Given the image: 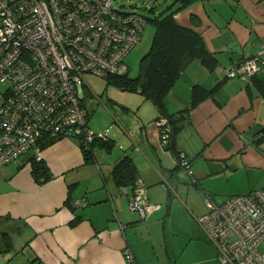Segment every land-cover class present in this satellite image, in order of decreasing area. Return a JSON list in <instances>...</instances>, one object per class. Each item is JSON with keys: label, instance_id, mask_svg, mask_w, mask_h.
<instances>
[{"label": "crops", "instance_id": "obj_1", "mask_svg": "<svg viewBox=\"0 0 264 264\" xmlns=\"http://www.w3.org/2000/svg\"><path fill=\"white\" fill-rule=\"evenodd\" d=\"M175 19L202 36L216 67L192 61L165 97L163 113L137 92L114 87L104 101L87 93L88 126L106 131L108 141H95L89 160L77 139L45 146L46 181L34 179L31 151L0 165V264H125V248L135 264H159L155 249H171L164 224L176 206L196 221L207 198L220 204L264 188V65L246 80L227 76L244 57L264 51V0H193ZM194 86L213 92L180 120L171 145L162 144L157 121L185 110ZM179 153L191 174L179 167ZM125 156L157 206L144 219L129 209L133 185L118 186L112 177ZM80 200L85 207L74 205ZM165 256L169 261L168 250Z\"/></svg>", "mask_w": 264, "mask_h": 264}, {"label": "built area", "instance_id": "obj_2", "mask_svg": "<svg viewBox=\"0 0 264 264\" xmlns=\"http://www.w3.org/2000/svg\"><path fill=\"white\" fill-rule=\"evenodd\" d=\"M145 26L140 14L116 9L113 0H0V165L30 151L40 159L38 142L45 138L77 139L84 149L108 141L106 131L88 126L85 100L93 90L87 78L124 74L125 58ZM262 54L244 57L227 76L255 75L264 65ZM157 125L162 144L168 145L166 119ZM178 164L191 174L183 153ZM205 206L196 221L220 264H264V188L220 204L207 198ZM156 208L137 178L129 209L144 219ZM123 257L125 264H135L129 248Z\"/></svg>", "mask_w": 264, "mask_h": 264}, {"label": "trees", "instance_id": "obj_3", "mask_svg": "<svg viewBox=\"0 0 264 264\" xmlns=\"http://www.w3.org/2000/svg\"><path fill=\"white\" fill-rule=\"evenodd\" d=\"M192 1L175 0L158 13L150 9V13L153 14L151 18L141 15L146 23L153 26V36L149 49L140 60L139 73L134 77L129 76L127 71L122 75H108L104 79L106 84L123 91L141 94L163 113L165 97L192 61L199 60L207 70H213L217 65V60L208 50L202 36L191 28L179 25L175 19V14ZM176 3L180 5L173 9ZM259 88L261 96L264 97V87ZM212 92L213 90L194 86L189 106L185 110L167 116L166 121L170 128L168 145H171L182 127L180 120L185 119L198 102L211 95ZM55 140L48 138L40 140L38 147L41 150ZM94 142L87 149L81 146L85 160L90 159ZM99 142L105 145L107 141ZM30 160L32 175L37 182L46 181L51 177L43 160L36 159L34 155ZM112 177L118 186L133 185L138 178L136 166L129 157L125 156L114 166Z\"/></svg>", "mask_w": 264, "mask_h": 264}, {"label": "rangeland", "instance_id": "obj_4", "mask_svg": "<svg viewBox=\"0 0 264 264\" xmlns=\"http://www.w3.org/2000/svg\"><path fill=\"white\" fill-rule=\"evenodd\" d=\"M174 1L113 0V6L124 12L134 11L144 17L151 18L153 14L150 13V9L158 13ZM152 35L153 26L146 23L140 40L125 58L129 76L134 77L139 73L140 60L149 49ZM93 77L89 76L87 82L93 91L97 94H103V101L106 100L110 97V92L114 89V86L105 84L106 82L103 79ZM87 107L90 111L93 109V98L87 102ZM91 118H93V112ZM193 217L184 206L182 208L176 206L170 221L168 223L165 221L166 242L170 244L171 249H155V253L159 255V264H220L217 249L209 242L202 228ZM168 230H172L174 233ZM165 250L169 251V261L166 259Z\"/></svg>", "mask_w": 264, "mask_h": 264}]
</instances>
